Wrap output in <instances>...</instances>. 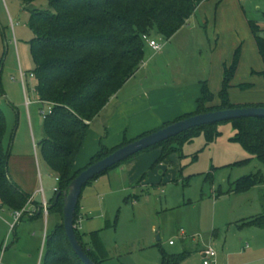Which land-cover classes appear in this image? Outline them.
Here are the masks:
<instances>
[{
	"label": "rangeland",
	"instance_id": "rangeland-1",
	"mask_svg": "<svg viewBox=\"0 0 264 264\" xmlns=\"http://www.w3.org/2000/svg\"><path fill=\"white\" fill-rule=\"evenodd\" d=\"M48 8L45 0L30 5L23 0H0V109L7 122L4 147L11 154L12 181L20 188L17 174L30 179L35 175L38 200L45 196L50 203L58 182L43 160L40 146L50 106L39 101L37 81L31 77L36 68L32 49L35 35L29 27L32 12ZM248 20L264 23V0H210L197 8L188 25L172 40L153 33L151 40L162 50L156 52L145 44L139 79L120 92L111 110L90 127L92 138L85 141V151L82 154L83 146L77 162L101 143L117 147L145 135L137 136L130 130L134 118L122 106L128 91L132 93L138 85L140 89L152 83L167 88L208 82L215 105H219L224 65L232 63L237 50L239 64L229 90L230 101L238 106L264 104V78L258 75L264 62ZM21 70L26 75L29 110ZM243 84L251 86L242 89ZM113 114L118 120L123 118L125 127L112 129L109 122ZM216 127L220 136L212 144L200 134L182 148L174 145L176 151L157 165L162 149L143 153L135 157L144 161L145 167L138 178L131 181L128 169L122 177H114L120 172L114 169L99 178V185L94 181L84 189L76 230L84 242L99 232L107 253L104 264H161V248L168 254L188 253L181 264H203V252L211 247L217 252L216 264H264V229L241 228L244 221L264 212V184L234 192L242 178L258 172L264 175V164L232 141L236 130L231 122ZM112 175L113 187L109 181ZM14 222V213L0 205V248L2 252L7 249L5 257L0 253L2 264H24L26 254L34 251H38L37 264H44L43 236L57 226L56 213L47 219L26 216L17 224L16 232L10 228ZM171 241L174 246H170ZM14 254L17 257L12 262Z\"/></svg>",
	"mask_w": 264,
	"mask_h": 264
},
{
	"label": "trees",
	"instance_id": "trees-1",
	"mask_svg": "<svg viewBox=\"0 0 264 264\" xmlns=\"http://www.w3.org/2000/svg\"><path fill=\"white\" fill-rule=\"evenodd\" d=\"M36 1L39 0H23L25 5ZM45 1L48 2L49 8L44 11L34 10L29 22V27L35 35L32 41L36 63L33 76L37 81L35 90L39 101L50 106V112L44 119L45 136L40 144L41 155L50 171L59 179L58 192L52 200L49 214H59L64 221L63 192L71 182L90 165L130 143L125 140L114 149H109L101 143L99 151L88 165L76 170L77 157L85 144L91 124L142 67L146 44L144 36L151 37L156 33L171 40L188 24L197 8L210 0ZM248 24L264 62V23L248 20ZM239 52L240 50L236 51L231 64L224 65L219 105H215V95L210 91L208 82H201V97L196 102V111L161 128L210 112L249 107L264 108V104L238 106L230 101L229 90L238 69ZM1 74L0 68V94L3 93ZM258 75L264 78V69ZM250 86L243 84L241 87L247 89ZM228 122H231L236 130V137L232 141L240 144L245 151L264 164V117L242 118ZM218 124L182 133L139 153L103 175L155 149H162V154L154 165L162 163L176 151L174 145L182 148L200 134L205 136L208 145L212 144L220 136L216 127ZM6 133L7 122L0 109V205L15 213L23 210L32 196L16 186L10 177L11 154L4 147ZM141 178L145 179L146 174ZM263 184L264 175L258 172L239 180L234 192L241 193ZM79 212L80 204L77 208L76 221ZM43 215V211L40 210L31 216V219L42 218ZM117 222L118 219L115 224ZM111 226L107 224V227ZM241 228L264 229V212L249 221H244ZM76 232L86 254L95 264H103L107 253L99 239V232L92 234L93 249H88L81 234ZM45 249L44 264H83L68 241L63 222L47 235ZM160 253L161 264H181L189 257L186 252L168 254L162 248Z\"/></svg>",
	"mask_w": 264,
	"mask_h": 264
},
{
	"label": "crops",
	"instance_id": "crops-1",
	"mask_svg": "<svg viewBox=\"0 0 264 264\" xmlns=\"http://www.w3.org/2000/svg\"><path fill=\"white\" fill-rule=\"evenodd\" d=\"M178 33L176 35H178ZM176 35L174 37H176ZM141 71L142 70L140 68V70L135 75V77H133L122 88V90L120 91L121 93H124V91L126 89H128L130 87V85L133 84V81H135V80L137 81L139 79ZM132 91H133L132 93H130L131 92L130 90L128 91V93L126 92L127 95L125 96L124 103L122 104V106L127 107L128 111L131 114L130 116H132V118H134L133 119L134 120L133 125H132L131 129L130 128L129 129L130 130L133 129L134 134H136L137 136H140V134H146V133L158 130L163 125L170 123V122H173L174 120H176V119H178V118H180L186 114L194 113L197 109V103L196 102L201 97V81L199 82V84L197 86H194V84H192V86H189V87H188V85H186V86L175 85V87L164 88V87H161L160 85H155V83H152L151 85H149V87L140 89V86L138 85V86L134 87ZM120 92L114 98L111 99V101L109 102L107 107L102 111L103 114H106L111 110L112 104L115 101V99H117L119 97ZM24 94H25V92H24ZM26 96H27V90H26ZM29 107L30 106H27L28 110H29ZM102 113L100 115H102ZM123 121H124L123 118H122V120H118L116 118V115L113 114L110 118L109 123H112V129L115 130L116 127L120 128V129L125 127L126 124H124ZM93 123L91 124V126L93 125ZM118 124H120V125H118ZM91 135L92 134H91V130H90L88 133V136L86 138V141L89 140L90 138H92ZM109 146L107 145V148H109V149L116 147V146H114V144H111ZM118 146H120V145H117V147ZM99 149H100L99 146L93 147L90 154H88L87 156L85 155L84 160L81 158L82 159L81 165H79V163H78L79 160H81L79 158L78 162L76 161V170L83 169V167L85 168L88 165V163L90 162L91 158L99 151ZM84 151H85V146H84V149L82 151V154L84 153ZM141 161L142 160H140V158H134V159L128 161L126 164H124L118 168H115V169H120V172H119V174H116L114 177H122V175L125 171L124 169H128V170H130L129 175H130L131 181L138 178L140 176L141 172H143V170L145 169L144 161H142V162ZM31 164L33 165L34 163L31 162ZM17 175H18L19 181L16 179V182L19 184L20 189L22 191H24L25 193L28 192L27 194H32L31 195L33 198L32 204L29 205L28 208H30V209L40 208L43 201L38 200L40 194H39V190L36 189V186H37L36 176L34 175L33 178L30 179L29 176H22V175H20V173ZM55 178H56V176H55ZM99 178L97 180H95V182L93 181L95 183V185H99V183H100ZM109 181L111 182L110 186L113 187V175L110 176ZM140 184H141L140 186H142V182ZM44 198H45V196H44ZM45 200L47 201L46 198H45ZM135 200H137V197L135 198ZM47 203H48V201H47ZM48 204L51 205L52 201ZM83 209L84 208H81V210H83ZM49 215L50 214L48 213L47 216H45V215H43V216H45L47 219V217ZM56 215L58 216V222H57V225H58L61 223V218H60L61 216L59 214H56ZM80 216H81V214L79 215V217ZM37 219H39V218H37ZM46 223H48V222H46ZM17 226L14 229V232H16ZM80 231H81V229H80ZM48 234H49V232L45 233L43 236V244L44 245L46 243V238H47ZM182 235H184L183 232H182ZM81 236L83 238V243L87 245L88 249H93L94 247L92 246V243H93L92 235L90 236L89 242H84V236L82 234H81ZM170 246H174V244L170 245ZM248 247H249V245H247V248ZM6 252H7V249H5V251L3 253L4 256L2 254L3 257H5ZM37 252L38 251H34L32 253L29 252L28 255L25 253L27 256V258H26L27 261L25 259L26 262L24 261V264H27V262L30 264H37V261H38ZM204 252H203V254H204ZM15 257H17V256H15V254L11 255L10 260H12V262H14ZM203 258H204V255H203ZM1 264H2V259H1Z\"/></svg>",
	"mask_w": 264,
	"mask_h": 264
},
{
	"label": "water",
	"instance_id": "water-1",
	"mask_svg": "<svg viewBox=\"0 0 264 264\" xmlns=\"http://www.w3.org/2000/svg\"><path fill=\"white\" fill-rule=\"evenodd\" d=\"M257 117H264V108H237L192 116L130 142L83 170L63 192V224L68 241L76 256L83 264H95L84 251L76 232L77 208L80 204L83 189L88 183L139 153L158 146L194 128L242 118Z\"/></svg>",
	"mask_w": 264,
	"mask_h": 264
},
{
	"label": "built area",
	"instance_id": "built-area-1",
	"mask_svg": "<svg viewBox=\"0 0 264 264\" xmlns=\"http://www.w3.org/2000/svg\"><path fill=\"white\" fill-rule=\"evenodd\" d=\"M244 1V0H242ZM144 41L149 44V46L156 52H159L162 50V47L160 45L157 44V42L155 40H151V37L149 36H144ZM32 78H34V76H31ZM21 79H22V85L24 88V92H25V97H26V105L30 106L31 102L29 100V98L26 96V75L25 73L21 70ZM56 181L59 182V179L56 177ZM58 192V188L55 189V193ZM42 193L44 194L43 190ZM32 200L33 198L30 199L28 205L21 211L15 212L14 213V219L15 222L13 224H10V228L11 230L14 231V229L16 228L17 224L26 216H33L35 213H37L38 211L42 210L43 214L45 216L48 215L49 213V204L47 203V201L45 200V198L43 199L42 205L39 209H30L28 208L29 205L32 204ZM77 229V228H76ZM81 229V227H80ZM173 242H170V245H173ZM6 249V247H5ZM4 249V251H5ZM4 251L2 252V254L4 253ZM203 264H216V259H217V252L215 251V249L213 247L208 248L207 250H205L204 252V258H203ZM0 264H1V259H0Z\"/></svg>",
	"mask_w": 264,
	"mask_h": 264
}]
</instances>
